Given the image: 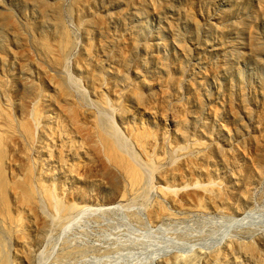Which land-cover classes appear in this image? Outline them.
Returning <instances> with one entry per match:
<instances>
[{
    "label": "rangeland",
    "instance_id": "rangeland-1",
    "mask_svg": "<svg viewBox=\"0 0 264 264\" xmlns=\"http://www.w3.org/2000/svg\"><path fill=\"white\" fill-rule=\"evenodd\" d=\"M41 1L0 0V264H264V0Z\"/></svg>",
    "mask_w": 264,
    "mask_h": 264
},
{
    "label": "bare ground",
    "instance_id": "bare-ground-1",
    "mask_svg": "<svg viewBox=\"0 0 264 264\" xmlns=\"http://www.w3.org/2000/svg\"><path fill=\"white\" fill-rule=\"evenodd\" d=\"M33 1L36 4L42 5L41 0H33ZM60 94H61V92H60ZM138 99H139L138 97L134 98L135 101H137ZM3 165L7 166V168L12 167V163L10 161H8L7 158L5 159V157L2 159V162H0V168L1 167L3 168ZM1 181H2V179H0V182ZM27 186H30L29 181H26V184L16 183V186H9V184L4 185V188H3L4 189V195L0 193V221H3L9 225H16V220L9 216V210H8V207L6 206V200L8 199L7 195H9L10 193H13V194L16 193V195H19L22 193V196H23L24 193H26L28 190ZM0 191H3V190L0 188ZM51 199L53 201V196H51ZM54 203H56V206H59L56 199H54ZM21 206H22V208L30 209L31 207L34 206V203L32 201H30V202L21 204ZM0 253H1V247H0Z\"/></svg>",
    "mask_w": 264,
    "mask_h": 264
}]
</instances>
